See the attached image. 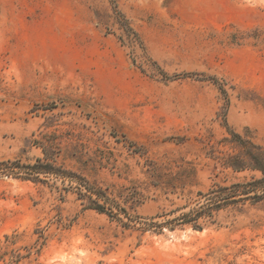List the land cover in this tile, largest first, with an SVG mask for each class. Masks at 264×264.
Wrapping results in <instances>:
<instances>
[{
	"label": "rangeland",
	"instance_id": "rangeland-1",
	"mask_svg": "<svg viewBox=\"0 0 264 264\" xmlns=\"http://www.w3.org/2000/svg\"><path fill=\"white\" fill-rule=\"evenodd\" d=\"M250 148L264 0H0V264H264Z\"/></svg>",
	"mask_w": 264,
	"mask_h": 264
},
{
	"label": "trees",
	"instance_id": "trees-1",
	"mask_svg": "<svg viewBox=\"0 0 264 264\" xmlns=\"http://www.w3.org/2000/svg\"><path fill=\"white\" fill-rule=\"evenodd\" d=\"M248 158H228L229 166L235 168H256L262 172L261 179L253 180L251 183L254 182H261L264 181V155L261 152L253 151V149L248 150ZM52 164L49 162H41L37 160L36 163L30 165L31 170L39 171L40 167H51ZM95 209L103 210L104 205L99 204L97 202L94 203V206H91Z\"/></svg>",
	"mask_w": 264,
	"mask_h": 264
}]
</instances>
